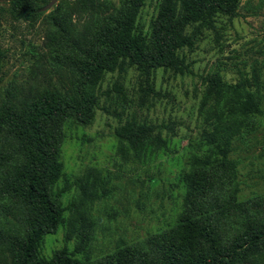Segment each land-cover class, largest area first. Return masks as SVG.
Listing matches in <instances>:
<instances>
[{
    "label": "trees",
    "instance_id": "1",
    "mask_svg": "<svg viewBox=\"0 0 264 264\" xmlns=\"http://www.w3.org/2000/svg\"><path fill=\"white\" fill-rule=\"evenodd\" d=\"M8 1L17 20H44L50 59L58 73L70 78L67 87L7 90L0 100V264H264V198L236 199L234 168L226 159L238 122L250 114L264 115V107L245 86L242 91L219 78L208 81L215 108L221 99L244 102L228 115L206 110L204 140L212 143L215 134L223 133L216 147L223 159L209 163L207 157L210 165L196 169L195 161L194 172L185 174L177 230L84 263L65 246L49 259L38 255L43 237L56 231L64 212L50 189L62 171L66 121L91 123L99 104L97 89L115 71L134 68L149 90L157 70L189 74L183 55L194 43L189 31L219 16H235L242 0H161L145 32L137 23L144 0H119L116 6L108 0H59L45 17L42 8L51 0ZM3 59L0 49V69ZM225 116L228 123L222 121ZM151 130L127 120L116 136L138 152L146 148ZM159 141L151 137L153 145ZM88 240L80 236L74 251L82 252Z\"/></svg>",
    "mask_w": 264,
    "mask_h": 264
},
{
    "label": "rangeland",
    "instance_id": "2",
    "mask_svg": "<svg viewBox=\"0 0 264 264\" xmlns=\"http://www.w3.org/2000/svg\"><path fill=\"white\" fill-rule=\"evenodd\" d=\"M108 1L114 6L119 2ZM160 1L144 0L137 20L144 32ZM77 19L73 15V21ZM207 23L189 31L194 43L183 51L189 74L157 70L149 90L134 68L115 71L97 89L99 104L91 123L80 126L66 121L59 153L62 171L50 189L64 212L56 231L43 237L40 258L49 259L65 246L84 263L177 230L187 189L185 174L223 159L216 147H221L224 134H215L212 143L204 140L206 110L228 115L244 102L237 97L221 99L215 108L208 81L219 78L242 91L245 86L264 107V0H242L235 16H219ZM46 29L42 18L17 20L9 1L0 0L4 54L0 100L7 90L69 86V73H58L50 59ZM227 118L222 121L228 123ZM127 120L152 128L141 151L135 152L116 136ZM238 123L226 159L234 168L236 199L256 201L264 198V115L250 114ZM154 136L160 139L156 145L151 142ZM207 157H211L208 164ZM80 236L89 240L77 253Z\"/></svg>",
    "mask_w": 264,
    "mask_h": 264
},
{
    "label": "water",
    "instance_id": "3",
    "mask_svg": "<svg viewBox=\"0 0 264 264\" xmlns=\"http://www.w3.org/2000/svg\"><path fill=\"white\" fill-rule=\"evenodd\" d=\"M55 3V0H51L47 5H45L42 10L45 12L47 11L53 4Z\"/></svg>",
    "mask_w": 264,
    "mask_h": 264
}]
</instances>
